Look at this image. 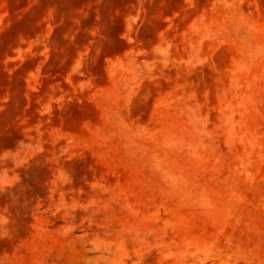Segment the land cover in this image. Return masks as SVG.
<instances>
[{
    "label": "rangeland",
    "instance_id": "obj_1",
    "mask_svg": "<svg viewBox=\"0 0 264 264\" xmlns=\"http://www.w3.org/2000/svg\"><path fill=\"white\" fill-rule=\"evenodd\" d=\"M0 264H264V0H0Z\"/></svg>",
    "mask_w": 264,
    "mask_h": 264
}]
</instances>
